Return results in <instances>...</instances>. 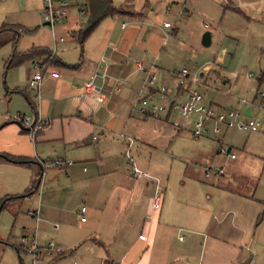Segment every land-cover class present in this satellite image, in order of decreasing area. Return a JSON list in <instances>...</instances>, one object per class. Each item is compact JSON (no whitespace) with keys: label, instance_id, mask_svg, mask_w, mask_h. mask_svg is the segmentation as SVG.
I'll list each match as a JSON object with an SVG mask.
<instances>
[{"label":"crops","instance_id":"0c3cea01","mask_svg":"<svg viewBox=\"0 0 264 264\" xmlns=\"http://www.w3.org/2000/svg\"><path fill=\"white\" fill-rule=\"evenodd\" d=\"M67 1L66 18L52 29L44 24L42 0H36L37 10L26 17L24 23L29 30L20 24L0 20V30L17 26V38L26 31L31 32L29 36L34 41L31 46L9 56L8 62L16 54V64L7 68V62L4 65L5 70H13V75L8 86L4 85L6 98L0 89V203L4 198H16L2 202L0 208L17 200V209L28 204L30 209L37 211L38 219L27 215L33 227V233L27 235H34L43 247L52 242L59 253L49 256L44 252L36 263L190 264L186 259L193 254L188 250L198 241L207 254L206 264L237 261V264H264L255 258L258 254L264 257V216L257 222L261 212L264 215V164L253 192L248 193L244 185L247 178L244 180L246 176L241 174H245L242 172L254 157L233 150L234 146L244 149L247 139H235L236 134L259 132L222 127L216 138L209 134L194 139L191 135L194 117L187 128L189 137L177 134L183 129L178 119L172 121L179 124L178 128L169 123L177 114L175 112L157 120L143 119L132 110L145 83L144 71L150 70L157 78V86H165L180 96L184 97L190 88L197 86L207 104L237 109L241 106L244 114L250 107L249 117L259 120L257 131H261L264 118L261 122L253 110L264 112V109L243 105L237 100L239 97L231 95L221 102L207 99L206 90H201L207 82L203 72L199 75L206 79L201 84L196 80L197 83L187 81L185 88L171 89L167 83L178 79L176 67L184 65L180 56L170 52L176 44L177 26L186 28L188 37L195 42L200 41L204 31H211L212 44L214 31L206 22L201 26L198 15L204 12H199V8L203 10L199 4L205 5V17L215 15L219 18L222 14L223 19L229 9L245 15L244 5L248 12L257 9L259 20L264 17V4L258 7L251 0H122L120 3L110 0L113 11L100 17L84 32L88 22L102 13L103 0ZM170 3L176 4L174 10L177 11L182 6L179 16L169 13ZM217 4L221 5V10ZM82 7L84 13L80 12ZM213 8L217 9L212 11ZM170 17L176 22L172 23ZM165 21L173 28L164 27ZM60 37L63 40H59ZM43 50H54V59L38 69L44 72V78L40 97L36 99L27 83L37 71L34 62H43L46 58L41 54ZM28 52L31 57L23 56ZM182 68L189 72L186 66ZM51 72H57L58 76H50ZM256 80L255 92L264 80V70ZM87 82L96 90L83 101L80 94ZM223 83L228 80L223 79ZM247 84L244 83L242 89ZM16 113L33 118L39 116L46 124L31 139L13 118ZM165 126L170 130L175 128L176 133L163 135ZM227 132L232 134L228 141L230 147L224 145ZM95 135L99 137L94 139ZM128 138L132 139L131 143ZM255 138L262 139L260 135ZM170 139L188 142L194 149L188 151L189 157L224 166L225 174L205 179L201 170L205 164L191 167L174 158L182 155L178 145L167 153L169 148L165 150V145ZM160 143L164 144L158 148L159 154L170 161L167 169L153 166L151 161L135 163L134 154H141L145 148L150 153L152 145L156 150L158 146L154 145ZM218 148L224 152L223 156L219 155ZM127 149L132 162L125 153ZM231 153L235 154L234 159L230 158ZM55 159L71 160L72 164L61 168L46 166ZM132 166L145 171L148 177H134ZM40 174L38 189L24 194ZM81 206L85 207L84 222L77 216ZM75 218L80 222L78 229L68 221ZM56 221L60 225L54 228ZM259 223L263 225L257 228L256 238L253 231ZM182 232L189 234L188 237L181 235ZM249 238L253 255L246 261L236 249L244 247L250 251ZM7 241L0 238V252L4 251ZM176 241L185 243L176 246ZM67 252H71L69 257H64ZM17 254L19 256L18 250ZM201 260V255L194 257V264H201Z\"/></svg>","mask_w":264,"mask_h":264},{"label":"rangeland","instance_id":"374dc122","mask_svg":"<svg viewBox=\"0 0 264 264\" xmlns=\"http://www.w3.org/2000/svg\"><path fill=\"white\" fill-rule=\"evenodd\" d=\"M121 1L122 0H117V2L119 3ZM77 2L80 3V0H78ZM178 2L182 4L184 1ZM250 2L256 4V6L258 4V7L264 4L262 3L263 0H251ZM38 5L39 3L36 2V0L0 1V20H2V23L7 20L13 24H20L22 25V27L24 26L29 30L30 27H28L24 22H26V17L28 16V14L34 12V10H37ZM199 5L203 7V10L198 7V10H200L199 12L202 11L205 13V5ZM168 6L170 11L169 13H171L172 15L178 14L179 16V14L183 11L182 6H179L178 11L174 10V7L176 6L175 3H170ZM218 7H220V10L222 9L220 4L218 5ZM186 8L191 10L188 5H186ZM216 9L217 8H213L212 11H215ZM243 10L246 11L245 15L237 10L229 9L223 19H221L222 14L219 18H215V15L205 17V15H203L204 13H200V15H198V20L201 23V26L203 25V22H206L208 26H210V28H212L214 31L212 44L208 47L202 46L200 44V41L195 42L191 40L188 37L186 28L177 26V36L174 37V43L176 44L172 48L173 52H170L173 55L180 56L182 58L181 62H183L184 64L182 66H186L189 69L190 73L194 71L192 75H190V78L199 81L200 84L207 78L206 85L200 88L203 91L206 90V98L211 101L215 99L216 102H221L222 99H225L230 95L235 98L239 97L238 99L244 97H247V99H254V95L256 94V79L264 70V17L259 20L257 9L255 11L256 16L254 15V11L248 12L244 5ZM193 12L195 13V11ZM168 19L171 22L173 21L172 23L176 22V19L174 17H170ZM258 22H261V24H258ZM10 27L12 28L0 30V89L3 92V97L5 98L7 95L4 92V85L8 86V82L12 80L13 75L12 69L8 71L5 70V63L8 62V58L12 55L13 52H17L19 49L29 47L34 42L33 38L29 36L31 35V32L24 31L19 35V38H17V26L14 28L13 26ZM182 66L176 67L177 70L180 71L182 69H185L187 71V69L182 68ZM189 72L188 74H190ZM200 72H203L206 78L205 76L200 77ZM251 74L252 76H250ZM223 79L228 80V83L224 84ZM177 80L178 79H174L171 82L168 81L167 85L171 89H173V87L176 86ZM244 83L248 84L246 85L245 89H242ZM232 86L234 88H232ZM259 91L264 93V80L260 85ZM249 102H251V100ZM5 103L7 104V102ZM6 104L4 111H6L7 109ZM239 109L242 110V107L240 106ZM253 111L255 117L259 118L262 122L264 118V112H257V109L255 108ZM192 118L193 116L183 118L175 114L170 118L169 123H172L173 120L178 119V121L180 122V127L182 126L183 129L177 132V134H187L189 137H191L187 128L190 125ZM174 129L175 128H172V130H170V128L166 127L165 134L163 135H174L176 133ZM256 132L259 133L250 135L239 133L240 137L237 134L234 136L235 139H241V137H245V139H247L244 149L234 146L233 150L238 154L254 157L252 162L246 167L247 172L243 171L242 173L245 174H241L242 177L246 176L244 180L247 178V181L244 182V185L248 190L246 191L248 193H250L255 187L258 175L260 174V168L264 164V126L262 127L261 131ZM257 135H260L262 139L257 140L255 138V136ZM229 137L232 138V134L230 132H227V138L224 141V145L226 147L231 146V144L228 143ZM164 143H160V145H154L158 146L156 150H154V147L152 145V150L150 151V153H147V150L145 148L141 151V154H134L133 160L135 159V163H137L138 160L143 163L151 161V165L167 169L170 165V161L168 160V158L167 160H165V158H163L162 156L163 154L161 155V153L159 154L158 152V148H161ZM176 145L179 146L177 148L180 149L178 152H181L183 157L182 155L180 156V154H177L174 158L185 162L183 165H186V163H188L191 167H199L202 166V164H206L202 162L203 160L189 157L188 151H194V149L190 147V144L188 142H185L183 140H168L165 145V150L169 148L167 153L170 154L172 149H176ZM223 148L225 149V147ZM218 153L220 156L224 155V152L220 148H218ZM174 164L175 162L173 163V165ZM198 177L199 176L196 175L195 178L199 180ZM205 182H207V184L209 183L208 181ZM26 210L27 212L25 214ZM32 211L34 210L30 209L28 204H23L19 209H17V200L9 202L3 209L0 210V238L8 240L6 242L7 246L4 247V251L2 250L0 252V264H32V258L29 254L26 253L24 244L23 247L19 248V256L16 251V247H19L20 245V237L22 236L23 230L29 234L30 232L33 233V227L31 228V223L28 219V216L34 219V216L30 214V212ZM262 213L263 212H261V215L257 222H259V220H262V216H264ZM17 214H19L18 218ZM213 215L217 216L214 213ZM68 221L69 223L73 224L75 229H78L80 222H78L76 218L69 219ZM263 223H259L258 226H255L253 236L255 234L256 238L258 233L257 228L262 227L261 225H263ZM54 225L58 227L60 224L58 222ZM181 235H183L184 237H188L189 234L182 232ZM250 238L247 241L250 244H248L250 251H247V249H244V247L236 249L237 254H241L240 256L242 258H246V261L253 255L251 252ZM195 239H197V237ZM186 241L187 239L185 240V242ZM183 243H178L176 241V246H179ZM188 252L190 254H193L192 258L187 257L186 259L190 264H194V257H198L200 255L202 258L201 264H206L207 254L204 252V248L201 249L198 241L196 242V244L190 247ZM70 253L71 252H67L64 257H69ZM81 253H84V250L81 251ZM42 255L44 256V252L42 253ZM18 257L20 258L21 263L19 262ZM255 258L256 260H260L261 263H264V257L262 254L256 255ZM237 262H235L234 264H237ZM36 264H41V261Z\"/></svg>","mask_w":264,"mask_h":264},{"label":"built area","instance_id":"2783aa9c","mask_svg":"<svg viewBox=\"0 0 264 264\" xmlns=\"http://www.w3.org/2000/svg\"><path fill=\"white\" fill-rule=\"evenodd\" d=\"M3 1V0H0ZM44 4L43 10V21L44 24L49 26L51 29L54 25L61 23L67 16L68 1L67 0H42ZM168 11V9H167ZM84 13L83 7L80 10ZM163 26L167 28H173V26L165 21ZM59 40H63L62 37ZM54 59V50H52L49 55L44 59L43 62H34V68L37 71L28 80V87L32 89L35 93V98L39 99V89L44 78V72L38 70L41 66L45 67L50 64ZM41 67V68H42ZM146 74V79L143 87L140 89L137 95V100L132 110L136 111L143 119H165L172 113H177L183 118H188L190 116L194 117V122L191 130L192 138L198 139L211 134L213 138H216L223 128H236L242 132H255L260 128V122L258 119L253 117H247L243 110L237 108H222L213 104H207L204 100L203 93L198 89V87L190 88L186 95L180 96L176 92H171L165 86L156 85V76L154 73L149 71H144ZM50 76L57 77V72H51ZM176 76L180 81L177 80L176 88H185L186 82H194L195 80L189 77L188 72L185 69L180 70L176 73ZM252 76V74L250 75ZM96 90L91 82H87L84 86L83 92L80 94L81 100H86L92 95ZM100 100L98 96L95 97ZM243 105L257 106L264 109V93L256 91L255 97L251 102L246 98L237 99ZM13 118L19 124L21 129L25 130L31 139H34L36 134L43 129L46 122L39 116L34 118L24 114L16 113ZM173 126L178 128L179 124L177 122H172ZM124 136V135H122ZM99 136H93L97 139ZM132 139L128 138V142L131 143ZM126 155L130 162L131 157L129 155V150H126ZM230 158L234 159L235 154L231 153ZM72 164L71 160L55 159L47 163V167L61 168L63 166ZM203 177L205 179L221 177L225 174L224 166H214L212 164H205L201 168ZM131 172L134 177H148V174L135 167H131ZM156 188L160 190V186L157 184ZM85 207L81 206L77 212V216L80 222L85 221V216L83 215ZM31 215L37 218V211L30 212ZM57 228L56 225L53 226ZM21 245L25 246V251L32 258V264H34L45 252L49 256H54L59 253V249L54 247L52 242H49L46 246H40L36 240V237L27 235V232L23 230L22 236L20 237Z\"/></svg>","mask_w":264,"mask_h":264},{"label":"trees","instance_id":"16d2710c","mask_svg":"<svg viewBox=\"0 0 264 264\" xmlns=\"http://www.w3.org/2000/svg\"><path fill=\"white\" fill-rule=\"evenodd\" d=\"M101 11H102V13L97 17V18H95L94 20H92V22L90 21V22H88V27L86 28V30L84 31V32H86V31H88L90 28H92L94 25H95V23L97 22V20L100 18V17H102V16H105V15H107V14H109V13H111L112 11H113V7H112V4H111V2H110V0H103V5H102V7H101ZM17 32V31H16ZM0 45H1V43H0ZM49 51L47 50H43L42 52H41V54H45V57H47L48 55H49ZM15 55L16 54H13V57H11V59H10V61L9 62H7L6 63V65H5V67L7 68V67H9L10 65H12V64H16L17 63V57H15ZM23 56H26V57H31V53L30 52H28V53H26V54H24ZM5 68V69H6ZM39 184L40 183H38V179L33 183V186L32 187H30L29 189H27L26 191H25V193L24 194H29V193H32V192H35L37 189H38V187H39ZM12 198H16V197H10V198H4L3 199V201L2 202H4V201H6V200H11ZM0 203V206L2 207V205H3V203ZM20 248L21 247H23L22 245H21V243H20V246H19ZM19 247H16V251L18 250L19 251Z\"/></svg>","mask_w":264,"mask_h":264},{"label":"water","instance_id":"95a60500","mask_svg":"<svg viewBox=\"0 0 264 264\" xmlns=\"http://www.w3.org/2000/svg\"><path fill=\"white\" fill-rule=\"evenodd\" d=\"M211 36H212V33L211 31L209 30H206L202 33L201 35V39H200V44L204 47H208L211 43ZM245 115L246 116H251V113H250V107H247L246 110H245ZM3 156V155H2ZM8 159V158H7ZM10 160V159H9ZM12 161V160H11ZM13 162H21V161H13ZM41 177H42V174H40V177L38 179V183H40L41 181Z\"/></svg>","mask_w":264,"mask_h":264}]
</instances>
